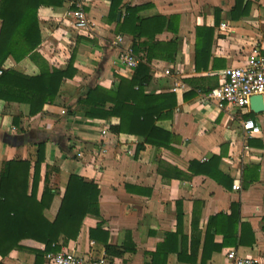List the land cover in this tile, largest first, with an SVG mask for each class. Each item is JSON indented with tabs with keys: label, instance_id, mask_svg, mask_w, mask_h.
<instances>
[{
	"label": "crops",
	"instance_id": "crops-1",
	"mask_svg": "<svg viewBox=\"0 0 264 264\" xmlns=\"http://www.w3.org/2000/svg\"><path fill=\"white\" fill-rule=\"evenodd\" d=\"M71 2L40 6L36 60L9 57L0 67L36 75L43 66L66 69L75 54V75L63 80L55 100L40 112L32 115L28 103L0 99V170L6 160L30 161V193L43 145L37 198L47 185L55 190L44 211L49 221L57 216L71 174L100 188L99 214L88 213L77 237L60 241L55 252L69 248L79 255H106L109 264H230L227 251L235 249L264 264V123L261 133L248 139L240 123L243 117L260 120L264 111L256 113L249 106L233 113L206 99V92L224 80V69L244 63L254 47L264 54V0H123L115 15L110 13L112 0H90L87 11L94 26L89 31L70 24ZM139 5L144 8L138 16L144 20L166 18L155 40L175 43L172 60L151 61L147 91L172 86L175 79L158 71L165 64L179 71L186 84L174 92L172 117L157 121L174 135L169 147L117 133L112 126L119 124L118 116L88 118L78 102L88 87L110 88L119 75L133 76L135 69L119 60L118 36L137 46L133 50L140 61L146 58L149 38L118 29L127 7ZM197 38L209 47L199 57L200 69ZM63 108L68 114L61 113ZM132 143L135 153L128 154ZM20 243L24 248H14L0 260L45 264L46 253L34 252L42 251L43 243L31 238ZM116 249L122 252L113 253Z\"/></svg>",
	"mask_w": 264,
	"mask_h": 264
},
{
	"label": "trees",
	"instance_id": "trees-1",
	"mask_svg": "<svg viewBox=\"0 0 264 264\" xmlns=\"http://www.w3.org/2000/svg\"><path fill=\"white\" fill-rule=\"evenodd\" d=\"M63 1L0 0L2 21L0 67L9 57L17 62L27 56L37 59L36 49L41 43L38 10L43 4L61 5ZM122 1L112 0L111 14H116ZM142 8H144L142 5L127 7V13L123 21L118 23V29L130 32L136 37L149 38L145 45L146 58L139 62L131 78L119 75V81L110 88L101 85L88 87L85 95L79 96L78 102L83 108L84 116L88 118L118 116L119 124L112 126L113 131L117 133L142 136L147 143L169 147L174 135L157 125V121L172 117L173 109L177 106L176 94L171 91H147L146 86L153 76L150 67L153 58L172 60L175 43L155 40V35L166 25V18L157 16L144 20L138 16ZM136 47L133 45L134 50ZM208 50L209 47L205 48L197 38V69H200V55L207 53ZM74 58L73 53L64 70L43 66L36 75L23 74L14 69H1L0 99L26 102L30 105L32 115L40 112L45 103L55 100L63 80L73 78L75 75ZM192 94H185L184 98ZM108 103H112V106L108 107ZM42 146L39 145L38 159L34 163L30 193L28 190L31 162L14 159L2 162L0 170L2 257L8 255L14 248H24L20 243L24 238H31L44 244L42 251H34L37 256L55 252L60 249V241L65 244L77 237L83 219L88 213L99 214V186L85 181L79 175L71 174L56 218L49 221L45 217L44 211L50 207L55 190L47 185L41 198H37L41 164L45 160ZM45 180L48 181L47 175ZM110 249L112 247L108 246V251ZM121 252L120 249L113 250V253ZM0 264L5 263L0 260Z\"/></svg>",
	"mask_w": 264,
	"mask_h": 264
},
{
	"label": "built area",
	"instance_id": "built-area-1",
	"mask_svg": "<svg viewBox=\"0 0 264 264\" xmlns=\"http://www.w3.org/2000/svg\"><path fill=\"white\" fill-rule=\"evenodd\" d=\"M74 6L71 11L72 20L70 24L79 31H89L93 29L94 23L89 16L87 7L90 0H72ZM228 24H222V29H228ZM116 43L121 46L119 60L121 64L134 70L140 58L134 52L130 43L124 44L123 36H118ZM157 68V67H156ZM160 76L174 78V83L167 91L177 92L185 89L186 84L179 75V71H174L172 65L165 64L158 69ZM2 70L0 69V73ZM224 80L212 88L206 95V99L213 101L219 110L230 108L233 113H243L250 106L253 95L261 94L264 98V54L259 47H254L249 57L244 63L230 66L223 71ZM62 114H68L67 109L61 110ZM240 115V114H239ZM241 118V116H240ZM242 131L246 139L252 138L263 130L264 117L260 120L253 118H241ZM74 130V126H70ZM105 132V130H103ZM128 154L135 153V145L127 146ZM240 188V183H234V189ZM227 258L230 264H260L254 257L239 255L235 249L227 251ZM46 264H109L107 256L96 257L91 254L79 255L69 248H62L58 252H48L45 255Z\"/></svg>",
	"mask_w": 264,
	"mask_h": 264
},
{
	"label": "water",
	"instance_id": "water-1",
	"mask_svg": "<svg viewBox=\"0 0 264 264\" xmlns=\"http://www.w3.org/2000/svg\"><path fill=\"white\" fill-rule=\"evenodd\" d=\"M250 106L256 113L264 111V98L261 94H256L251 97Z\"/></svg>",
	"mask_w": 264,
	"mask_h": 264
}]
</instances>
